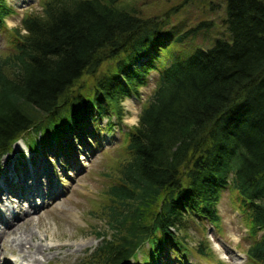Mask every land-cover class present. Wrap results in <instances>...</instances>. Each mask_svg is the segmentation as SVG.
<instances>
[{"label": "trees", "instance_id": "obj_1", "mask_svg": "<svg viewBox=\"0 0 264 264\" xmlns=\"http://www.w3.org/2000/svg\"><path fill=\"white\" fill-rule=\"evenodd\" d=\"M208 5L223 8L225 38L207 48L197 40L215 18L178 33L168 17L178 4L142 8L148 15L131 0H42L9 31L0 160L22 139L34 152L38 138L43 147L77 132L92 141L97 122L120 123L121 100H139L157 75L140 127L125 134L116 184L87 211L102 216L105 232H91L100 242L86 264H163L172 255L223 264L205 240L190 244L188 228L221 230L224 191L247 231V264H264V0ZM11 13L0 0L1 33Z\"/></svg>", "mask_w": 264, "mask_h": 264}, {"label": "rangeland", "instance_id": "obj_2", "mask_svg": "<svg viewBox=\"0 0 264 264\" xmlns=\"http://www.w3.org/2000/svg\"><path fill=\"white\" fill-rule=\"evenodd\" d=\"M6 1L12 8V13L7 18L19 22V25L24 15L40 12L41 10L42 0ZM213 1L215 0H131V4L141 9L149 7L151 11L157 10L158 6H163L160 11L165 8L168 11L178 4L180 9L172 15L171 13L168 15L172 18L173 24L175 23L178 26V33L194 26L200 19L215 18L217 25L208 32L205 40L201 37L197 40L198 44L207 48L216 39L225 38L222 23L219 21V17L224 10L223 8L214 11L209 10L210 5L208 4ZM216 1L222 2L223 0ZM148 12L146 13L150 15ZM9 31L7 28L6 33L0 32V52L8 51L5 43ZM156 78V73H152L150 86L142 88L143 91L140 90L141 97L139 100L132 99L141 109L144 101L148 99L153 91ZM121 121L118 123L117 120L113 119V125L109 128L106 126V120H100V122H97V128L94 130L93 135L89 136L92 142L77 132L73 138H70L71 135L68 136V141L64 146L59 147L60 149L57 148V144L52 143L47 150L42 153L37 151L36 155L30 153L26 148L29 140L22 139L20 142L22 141L24 146L18 142L16 146H13L12 151L0 160V176L2 174V177H0V186L2 187H0V219L1 212L4 213L7 209L5 213H7L8 218L16 219L12 229L23 222L21 225L24 230L30 229L32 234L35 235L31 241L29 237H25L26 239L23 240V243H26L24 251H27V247L31 243H38L43 248L42 252L45 254V259L39 254L34 255L32 251L26 252L29 257L27 259H30L32 264H86L88 254L99 244L98 239L91 232H105V224L102 216L96 213L99 217L91 218L88 216L87 211L92 202H101L102 196L100 194L103 191L117 182L115 180L116 171L118 170L117 164L121 160L126 142L125 134L132 129L125 127ZM97 129L100 132H97ZM76 136L84 142L78 141ZM34 137L30 136L32 139ZM35 141L38 143V141H42V138L35 139ZM19 158L23 161L18 165L20 171V173H17L18 179L12 180L13 186L8 187L7 180L3 177L9 171L13 173L11 165L16 166ZM49 176L51 179L47 180ZM30 178L32 179L30 180ZM33 182L39 190L40 198L44 192V201L41 207L31 210L28 203L20 205L12 191L16 188L18 190L16 196H19V189L22 191L27 190L30 183ZM50 184V195L46 197V189H49ZM10 192V196H7ZM38 201L36 200L35 203H40ZM31 206L34 207V205ZM218 211L221 217V230L218 232L210 224L205 223L206 233H201L197 227L190 225L188 230L193 239L190 240V244L196 245L197 241L205 240L206 246L215 260L218 259L223 264H247L245 251L250 243L247 238V231L242 216L238 214V210L233 206L232 196L227 191L222 193ZM7 229L9 230V227ZM233 231L242 235L239 243H235L230 239L229 233ZM19 235L20 233L0 238V252H4L2 258H6L5 261H10L11 264L14 263L15 257L21 254L20 248L11 249L13 236L18 237ZM61 245H70V247L62 249L60 248ZM10 253H13V255L11 256ZM170 257V261L164 262V264H210L208 259H201L195 255L193 258L187 257L188 260H181V262H176L177 256L172 255ZM36 260L41 261L34 263ZM137 260L130 264H136Z\"/></svg>", "mask_w": 264, "mask_h": 264}, {"label": "bare ground", "instance_id": "obj_3", "mask_svg": "<svg viewBox=\"0 0 264 264\" xmlns=\"http://www.w3.org/2000/svg\"><path fill=\"white\" fill-rule=\"evenodd\" d=\"M19 143H22V145L24 146V143L21 141H18ZM18 142L16 144H14L15 146L18 144ZM7 155V154H6ZM14 163V162H13ZM15 164V163H14ZM12 166V169L14 170L13 174L9 177L11 180H13L17 173L19 172V166L18 164H16V166H14L13 164L11 165ZM22 178V177H21ZM32 178H30L31 180ZM21 181V180H20ZM2 184V183H1ZM19 185V184H18ZM28 185V184H27ZM1 187V186H0ZM21 187V185H20ZM2 188V187H1ZM8 189V188H7ZM54 189V188H53ZM41 190V189H40ZM53 191V190H52ZM39 190L36 188V185L35 183L33 182L32 185L28 188L27 192L25 193V195L27 196V198H30L33 194H36L38 193ZM21 198H24L23 196H21ZM16 202V201H15ZM20 205L22 204L20 201L18 202ZM6 208V207H5ZM35 207H32L31 206V210L34 209ZM20 209H22L20 207ZM4 210V209H3ZM7 211V209H6ZM5 211V212H6ZM3 213L1 215V219H0V238H5L7 236H10V235H16L18 233H20V235L18 237H14L13 236V239H12V246H11V249H18L20 248L21 249V254H19L17 257H15V260H14V263L12 264H32L31 260L30 259H27L29 258L27 255H26V252H29V251H32L33 254H39L42 258L45 259V254L42 252V246L39 245L38 243L36 244H30L29 247H27V251H24V248L26 247V243H23L26 238L25 237H29L30 238V241L32 238L35 237L34 234H32V232L30 231V229H25L23 228V226L21 224H23V222L18 225L17 227H15L14 229H12V227L15 225L14 222H16V219L15 218H11L7 216V213ZM2 213V212H1ZM28 218V217H27ZM9 227V230L7 229V227ZM23 230V232H22ZM22 232V233H21ZM33 240V239H32ZM34 242V241H33ZM66 247H70V245H61L60 248L64 249ZM59 248V247H58ZM57 250V248H56ZM59 250V249H58ZM3 253L4 252H0V264H11L10 261H5L6 258H2L3 257ZM60 253V252H59ZM32 254V255H33ZM10 255L12 256L13 253H10ZM40 257V258H41ZM12 258V257H11ZM10 259V258H9ZM39 259V258H38ZM41 261V260H40ZM40 261H37L34 262V263H39Z\"/></svg>", "mask_w": 264, "mask_h": 264}, {"label": "clouds", "instance_id": "obj_4", "mask_svg": "<svg viewBox=\"0 0 264 264\" xmlns=\"http://www.w3.org/2000/svg\"><path fill=\"white\" fill-rule=\"evenodd\" d=\"M4 23L10 31L20 26L19 22L7 17L5 18ZM21 34L27 35V29L21 28ZM141 91H143V89H141ZM120 103L125 112L121 121L122 124L129 129L140 127L142 118V111L140 106L134 100L128 97L122 99ZM229 237L233 242L239 243L242 235L239 232L233 231L229 233Z\"/></svg>", "mask_w": 264, "mask_h": 264}]
</instances>
